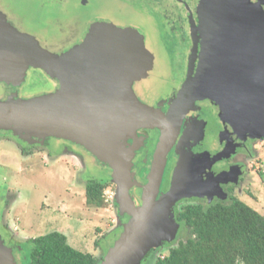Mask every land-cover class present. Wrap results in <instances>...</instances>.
Returning a JSON list of instances; mask_svg holds the SVG:
<instances>
[{
    "label": "rangeland",
    "instance_id": "rangeland-1",
    "mask_svg": "<svg viewBox=\"0 0 264 264\" xmlns=\"http://www.w3.org/2000/svg\"><path fill=\"white\" fill-rule=\"evenodd\" d=\"M84 1L91 4V0H60V3H58L59 0H0V10L4 11H0V31L6 34L3 42H11L10 48L12 47L16 52L23 49L24 59L34 57L37 53L33 51L45 45L50 37L43 30L39 31L38 26L46 20L52 21L48 17L59 11L62 16L69 18V23L75 22L73 30L69 31L70 36H59L60 47L55 46V48L71 53L70 58L73 59V67L76 69L86 66L85 54H89L92 36L96 31H99L101 36L120 37L123 40L136 34L138 42L143 47L154 44L153 38L149 37L152 31L147 18L137 17L134 20L136 28L123 23L117 14H113L109 21L94 17L91 23V9H85L87 4ZM200 2L197 7L198 12ZM261 2L250 1L263 10ZM101 5L109 6L113 12L119 11L122 6L110 2ZM107 8L102 10H109ZM127 11L128 9H125L122 12L127 13ZM5 13L15 17L8 20ZM95 27L97 29H94ZM127 29L131 31L128 35L125 34ZM122 43L126 44L125 41ZM151 49L146 50L144 57L143 53L135 54L142 57L141 60L137 59L143 70L142 75L146 77L143 83L149 80V84L156 81V76L165 72L162 67L161 51L157 50L156 45L155 50L152 46ZM102 53L106 58L113 57L115 60L119 58L118 53L110 50ZM121 57L125 61L132 60L129 52H125ZM103 64L105 65V62ZM106 74H108L107 80L106 75L102 73L94 76L91 85L76 88L65 85L60 79L52 78L57 90L49 92L52 86L46 75L39 70L29 68L27 73L26 70L23 72L20 82L22 83L24 78L25 80L18 94L4 84L6 81L0 80V127L4 126L0 128V250H2L1 245L11 250L9 264H30L32 240L53 231L65 234L73 248L92 254L98 264L122 237L124 226L129 221L127 211L138 204V200H135L129 191L132 180L128 195L133 203L129 205L127 200L122 202L125 212L122 211L114 196L108 202L104 198V204L100 207L88 204L85 198V186L91 179H97L105 184V191L116 192L117 183L111 174L129 175L128 163L131 157L130 150L125 144L128 134L135 133L141 128H150L153 124L144 113L135 109L128 99L124 84L127 80L132 88L131 76L128 78L127 75L122 74L118 67ZM142 75L134 73L133 78L139 81ZM58 88L62 90L58 92ZM172 103L173 100L169 102L170 105ZM52 110L63 112L67 116L57 125L50 124L51 121H42V118L52 114L50 112ZM8 111L11 112L8 113ZM159 113L165 116L168 112ZM84 114L86 117L81 120H71V117L75 115ZM98 121L104 122L97 124ZM156 127L160 136L158 123ZM52 131L60 133L61 136L48 134ZM64 133L66 138L63 137ZM203 133L204 129L197 116L190 118L179 143L185 142L190 137L200 139ZM235 134L245 138V134L248 133ZM47 137L74 142L83 151L91 154L92 158L81 160L64 153L60 158L48 159L43 150L39 149H34V155H20L17 146L23 149L31 148L28 145L39 143ZM254 140V159L251 162L253 168L247 184L249 189L248 192L239 191L236 195L257 212L264 214V136L254 137ZM57 146L54 145V151ZM184 154L187 155L189 167L195 173L197 186L208 189L210 196H197L201 192L194 191L192 192L194 194L177 200L172 213L173 220L178 226L176 213L185 205L195 204L196 197L206 196L208 201L213 197L218 199L227 197L221 188L219 190L212 187L208 181L212 178L207 176L208 180L204 181L200 177L202 170L206 174L205 170L210 169L209 161H218L213 159L219 156L212 159L205 152L194 154L184 150L179 152L178 161ZM143 184L140 185L141 192ZM176 239L164 240L151 247L137 264H154L158 258L167 254L168 249L174 246ZM10 245L15 246V249L12 250Z\"/></svg>",
    "mask_w": 264,
    "mask_h": 264
},
{
    "label": "water",
    "instance_id": "water-1",
    "mask_svg": "<svg viewBox=\"0 0 264 264\" xmlns=\"http://www.w3.org/2000/svg\"><path fill=\"white\" fill-rule=\"evenodd\" d=\"M227 12L240 13V15L235 16L236 21H230L229 16H224L228 14ZM199 16L205 23L206 46L198 54L196 73L193 77H189L178 91L167 115L163 116L139 101L130 83L125 81L124 89L131 105L158 123L160 136L149 172L142 185L140 202L127 211L129 221L124 226L122 237L108 250L100 264H137L151 247L176 237L179 226L173 220L172 208L177 200L194 194L192 193L194 191L201 192L197 196H210L208 189L197 186L195 173L189 167L187 155L184 154L175 167L169 190L157 197L167 153L178 132L179 122L182 116L191 110L195 101L209 99L217 105L223 116L222 119L233 128L235 133H248L252 138L264 136V11L249 0H201ZM240 18L241 22L238 24H241L240 29L245 30L246 37L241 33L238 38V35L234 34V28ZM257 20L262 22L263 26H260ZM242 22L246 24L243 26ZM4 39L6 37L0 31V80L20 82L23 72L29 66L44 69L51 78L60 79L69 87H86L94 80L91 74V48L89 54H85L86 66L76 69L73 67V59L70 58L71 53L60 58L34 56L24 59L23 49L19 50L21 52L14 51L12 47L10 48L12 43L3 42ZM107 60H110L109 65L112 69L118 67L120 72L126 75L124 72L127 64L123 63L125 60L121 54L117 60L113 57ZM102 108L103 106L100 108L99 116ZM50 112L52 114L47 115L49 118H42V121H51L50 124L57 125L67 116L56 110ZM85 117V114L75 115L71 120H81ZM104 121H98L97 124H102ZM48 134L61 136L54 131ZM63 137L66 138L65 133ZM130 163L129 161L128 168ZM181 175L189 179L187 184L178 183ZM111 176L117 183L114 198L125 212L122 202L127 200L129 205L132 202L128 195L130 173L128 176L116 174ZM211 181L212 187L220 190V177L212 178ZM1 247L0 264H9L11 250L6 246L1 245Z\"/></svg>",
    "mask_w": 264,
    "mask_h": 264
},
{
    "label": "flooded vegetation",
    "instance_id": "flooded-vegetation-1",
    "mask_svg": "<svg viewBox=\"0 0 264 264\" xmlns=\"http://www.w3.org/2000/svg\"><path fill=\"white\" fill-rule=\"evenodd\" d=\"M249 1L261 2V0ZM84 2L87 4L85 9H91V23L95 18L109 21L113 14H117L123 23H128L131 27H135L134 20L137 17L147 18L146 20L152 31V35L149 37L153 38L152 43H154L147 47H143L138 42L136 34L135 36H130L127 40H123V38L120 37L111 38L104 37L103 35L102 37L101 33L96 31L92 36L91 74L94 78V76L96 77L104 73L107 80L108 74L106 73L110 70H114L111 65H109L110 60L104 57L103 51L116 50L120 51L117 53L121 55L125 54V52H129V56L132 57V60L129 59L128 61H123V63L127 64L124 73L128 78L131 76L130 78L132 79L133 93L142 103L157 110L158 113L162 112L166 114L171 106L169 102L176 99L177 93L182 88L185 81L189 77H193L196 73L199 62L198 54L200 51L204 50L206 46L204 39L205 23H203V20H200L199 12L197 11L200 0H107L106 2L102 0H91V4L87 1ZM109 2L121 4L122 6L119 8V11L113 12V10H110L109 6L101 5L102 3L107 4ZM58 3H60V0ZM261 6L264 10V0L261 2ZM105 7H108L107 9L109 10L103 11L102 9H105ZM125 9H128L127 13L122 12ZM61 14L62 13L58 11L57 14L48 17L51 18L52 21L48 22V20H44L45 22L40 23V26H38L39 31L43 30L45 33H48L50 37H48V41L45 45L33 51V53H37L35 56H56L60 58L68 54V52L56 49L55 46L60 47L59 43L61 40H58L59 36H70L69 31L73 30L75 21L69 23V18ZM5 15L8 20H12L13 17H15L7 13H5ZM224 16H229V14H225ZM60 18H62V20H60ZM18 21L20 23V19ZM94 29H97V27ZM130 33L131 31L129 29L125 32L126 35ZM4 35L6 37V34ZM122 41H125L126 44H123ZM155 45L157 46V50L159 49L163 55L162 67L165 72L156 76L155 82L149 84V80H147L143 83L146 77L142 75L143 70L140 68L139 60H141L142 57L136 56L135 54L143 53L144 57L146 50L151 49V46L153 50H155ZM192 57H194V59ZM104 62L105 65L103 64ZM102 64L103 66H101ZM29 68L39 70L46 75L52 86L49 92L57 90L52 78L44 69L29 66L26 69V73ZM134 73L141 74V80H134ZM22 83L15 82L14 80L4 84L11 91L18 94V90ZM156 88H158V90H156ZM61 90L62 89L58 88V92ZM196 116L197 119L201 121L204 129L202 137H200V139L190 137V139L185 142L179 143L181 136L187 129L189 119ZM222 118L223 116L220 114L218 107L209 99L195 101L191 110L182 116L174 142L167 153L166 164L157 197L169 189L173 177L172 173L179 158V152H184V150H189L194 154L205 152V154L209 155L212 159L215 156L217 157V155L219 156L218 161H209V165L211 166L210 169L205 170L207 172L206 174H204L200 167L202 170L200 177L204 181L208 180L207 176H209V178L220 177L222 182H219V186L223 192L226 193L227 197L224 199L213 197L210 201H208L206 196L203 198L196 197V205L205 206L214 202L229 201L232 197L238 198L236 194L239 191L248 192L249 186L247 184L253 168L251 162L254 159L253 148L255 140L248 136V134H245V138H243L233 133L231 126L224 122ZM149 122L153 124L152 127L141 128L135 133H129L125 142L126 147L130 150L129 156L131 157L129 173L132 186L129 191L132 197L138 200V204L141 194L140 185L143 184L149 171L152 154L159 137V130L156 127L157 122L153 119H150ZM54 145H58L56 151L53 149L55 148ZM28 146L31 148L23 149L17 146L21 156L34 155V149H39L43 150V153L48 159L60 158L64 153L73 155L81 160L92 158L91 154L83 151L78 144L67 140H59L56 137H47L39 143ZM208 181L210 183L212 182L210 179ZM113 194H115V192H113ZM182 228L183 227L179 224L175 239L178 238V236L179 238H181V236L185 237L188 233L187 228ZM11 247L12 250L15 249V246Z\"/></svg>",
    "mask_w": 264,
    "mask_h": 264
},
{
    "label": "trees",
    "instance_id": "trees-1",
    "mask_svg": "<svg viewBox=\"0 0 264 264\" xmlns=\"http://www.w3.org/2000/svg\"><path fill=\"white\" fill-rule=\"evenodd\" d=\"M105 184L91 179L86 202L104 204ZM185 237L176 239L154 264H264V214L232 197L205 206L188 204L176 213ZM182 228V229H183ZM30 264H98L90 253L73 248L65 234L53 231L32 240Z\"/></svg>",
    "mask_w": 264,
    "mask_h": 264
},
{
    "label": "bare ground",
    "instance_id": "bare-ground-1",
    "mask_svg": "<svg viewBox=\"0 0 264 264\" xmlns=\"http://www.w3.org/2000/svg\"><path fill=\"white\" fill-rule=\"evenodd\" d=\"M228 14H229V18H230V21L231 20H235L236 21V18L237 17H235V16H238V15H240V13H232V12H227ZM234 16V17H233ZM242 18V17H241ZM241 18L235 23V31H234V34H237L238 35V38L243 34L245 37H246V33H245V30H242V29H240V25L241 24H238L239 22H241ZM257 22L259 23V25L260 26H263V23L262 22H260V21H258L257 20ZM243 23V26L246 24L245 22H242ZM248 24H249V22H248ZM237 31H238V33H237ZM242 33V34H241ZM243 39V38H242ZM189 182V179H187L186 177H184V176H180L179 177V179H178V183L180 184V185H185V184H187Z\"/></svg>",
    "mask_w": 264,
    "mask_h": 264
},
{
    "label": "built area",
    "instance_id": "built-area-1",
    "mask_svg": "<svg viewBox=\"0 0 264 264\" xmlns=\"http://www.w3.org/2000/svg\"><path fill=\"white\" fill-rule=\"evenodd\" d=\"M114 196L113 192L108 190V191H103V197L106 198V202H108L109 200L112 199V197Z\"/></svg>",
    "mask_w": 264,
    "mask_h": 264
}]
</instances>
